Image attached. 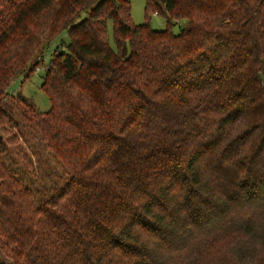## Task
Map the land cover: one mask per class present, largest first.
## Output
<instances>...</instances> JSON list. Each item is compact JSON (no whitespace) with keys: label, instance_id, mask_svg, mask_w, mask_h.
I'll list each match as a JSON object with an SVG mask.
<instances>
[{"label":"trees","instance_id":"16d2710c","mask_svg":"<svg viewBox=\"0 0 264 264\" xmlns=\"http://www.w3.org/2000/svg\"><path fill=\"white\" fill-rule=\"evenodd\" d=\"M132 9L0 0V264H264V0Z\"/></svg>","mask_w":264,"mask_h":264},{"label":"rangeland","instance_id":"374dc122","mask_svg":"<svg viewBox=\"0 0 264 264\" xmlns=\"http://www.w3.org/2000/svg\"><path fill=\"white\" fill-rule=\"evenodd\" d=\"M132 6V18L135 24H143L146 22V1L147 0H128ZM151 27L154 30H164L168 26V20L164 17L158 16L156 14L151 15L150 19ZM172 31L174 34H179L181 32L182 25L174 24ZM69 42V38L66 34L62 35L56 39L48 51L45 52L44 62L41 64L39 71L28 80H25L23 76H19L14 80L9 89L8 93L13 95L24 94V96L32 99L36 107L40 112H48L51 109V102L46 92L41 89V84L45 76V68L49 66L51 56L55 51V48L62 42ZM113 43V40H112Z\"/></svg>","mask_w":264,"mask_h":264}]
</instances>
